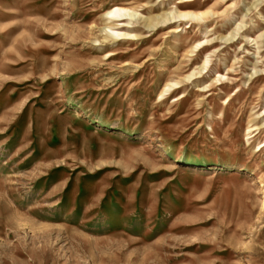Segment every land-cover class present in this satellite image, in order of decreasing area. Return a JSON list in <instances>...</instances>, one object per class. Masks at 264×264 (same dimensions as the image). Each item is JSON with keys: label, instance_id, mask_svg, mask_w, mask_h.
Returning a JSON list of instances; mask_svg holds the SVG:
<instances>
[{"label": "rangeland", "instance_id": "rangeland-1", "mask_svg": "<svg viewBox=\"0 0 264 264\" xmlns=\"http://www.w3.org/2000/svg\"><path fill=\"white\" fill-rule=\"evenodd\" d=\"M255 1L0 0V264H264Z\"/></svg>", "mask_w": 264, "mask_h": 264}, {"label": "bare ground", "instance_id": "bare-ground-1", "mask_svg": "<svg viewBox=\"0 0 264 264\" xmlns=\"http://www.w3.org/2000/svg\"><path fill=\"white\" fill-rule=\"evenodd\" d=\"M188 2L191 1H196V0H187ZM264 0H256L255 1V5L253 7H250L249 9H254L257 10L260 6V4L263 2ZM194 4V3H193ZM132 8L130 7H126V6H121V5H117L114 6L110 9H108V11L106 12V18L108 19L107 24L104 26V31L107 35L111 36V38H116V39H129L132 38V34L128 31H124V30H120L117 29L116 26L118 25V23H121V27H125L130 25V23H132V17H133V13H132ZM172 13L170 12V15ZM208 12L205 13H195V12H189V11H185L182 12L181 15L179 17H194L197 19H203V17L205 15H207ZM172 18H174L175 16H171ZM109 39V38H107ZM250 40L252 42L255 41V38H250ZM208 39H206L205 41H200L197 46H202L204 47L207 43H208ZM257 43V41L255 42ZM253 45V44H252ZM257 181H259V183H261V185H264V175L262 173H258L257 174Z\"/></svg>", "mask_w": 264, "mask_h": 264}]
</instances>
